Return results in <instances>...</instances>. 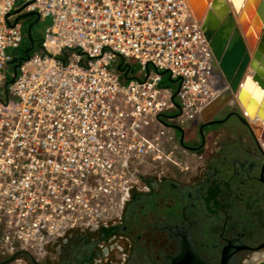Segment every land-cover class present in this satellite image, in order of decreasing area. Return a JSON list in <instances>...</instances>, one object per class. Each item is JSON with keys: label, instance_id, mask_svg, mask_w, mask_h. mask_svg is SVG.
<instances>
[{"label": "built area", "instance_id": "1", "mask_svg": "<svg viewBox=\"0 0 264 264\" xmlns=\"http://www.w3.org/2000/svg\"><path fill=\"white\" fill-rule=\"evenodd\" d=\"M214 66L188 0H0V243L36 254L121 221L154 164L184 170L163 124L185 130L216 99Z\"/></svg>", "mask_w": 264, "mask_h": 264}, {"label": "flooded vegetation", "instance_id": "2", "mask_svg": "<svg viewBox=\"0 0 264 264\" xmlns=\"http://www.w3.org/2000/svg\"><path fill=\"white\" fill-rule=\"evenodd\" d=\"M228 113L224 110L219 119ZM232 122L233 127L219 134ZM188 126L194 128L191 142L198 143L188 147L197 150L204 143V148L198 119ZM211 133L222 135L223 143L214 148L205 171H192L184 182L147 176L143 190L132 191L121 221L68 231L36 254L10 251L0 243V264L13 257L9 264H31L29 257L39 264H173L186 240L208 264H222L225 246L234 253L231 258L226 254L224 264L255 262L264 256V248L258 250L264 244L262 159L234 119ZM243 246L248 250H241Z\"/></svg>", "mask_w": 264, "mask_h": 264}, {"label": "water", "instance_id": "3", "mask_svg": "<svg viewBox=\"0 0 264 264\" xmlns=\"http://www.w3.org/2000/svg\"><path fill=\"white\" fill-rule=\"evenodd\" d=\"M188 2L196 18L201 22V30L211 50L215 61V70L218 72L217 76L220 81L218 96L197 117L200 137L204 142L206 135L212 131L213 127L221 126L234 119L242 128L246 129L253 140L259 157L262 159V171H264V119L254 117L251 120V115H245L246 109L241 106L238 99L241 95V89L247 81L244 75L248 66L255 70L252 76L253 82L264 91V72L261 70L264 68V27L253 57L250 56L264 23V0H244L243 3L240 0H188ZM237 2L243 5L241 12H238L240 9L236 11ZM33 16L36 17L34 22L36 24L38 17L35 14L22 15L16 19L15 23L20 19ZM29 33L30 31H28V40L32 43L33 40ZM11 64H15L13 67V75H15L17 60ZM166 80L171 82L169 79ZM12 82L13 80L10 81V83ZM238 87H240V93H238V97H234ZM224 110L229 113L224 119H219ZM163 125L179 134L180 145L184 149L191 152L195 151L186 146L185 131L181 127L165 123ZM205 129H207L206 133H204ZM203 145L204 143L200 149L203 148ZM263 248L264 244L258 250ZM241 250H248V248L243 246ZM228 252L229 247L225 246L222 250V264L228 258L226 254L231 258L234 253ZM13 259L14 257L6 260L3 264H9ZM259 259L255 262H246V264H264V258L260 257ZM29 261L31 264H39L31 257H29ZM173 264L208 263L195 252L192 245L186 240L185 245H181L179 255L173 259Z\"/></svg>", "mask_w": 264, "mask_h": 264}, {"label": "crops", "instance_id": "4", "mask_svg": "<svg viewBox=\"0 0 264 264\" xmlns=\"http://www.w3.org/2000/svg\"><path fill=\"white\" fill-rule=\"evenodd\" d=\"M234 125H235V123H233V122L227 123L226 126L221 127V130H220L221 132L219 134L224 133L226 129L229 130ZM187 127L190 128L191 126H187ZM192 130H193V128H192ZM221 136L222 135H218V137L217 136L215 137L212 135V133L210 131L206 135L205 147L203 149H200L197 147V150L194 151L195 153H192V156L190 155L189 162L188 163L185 162V165L187 166V168L185 167L184 170H180L176 165L170 163V164H168L170 166V170H168V172L166 173V176L172 180L178 181L177 179L174 178V175L176 173H184L183 176H185L187 178L188 175H190L192 171H194L195 173L205 171V168L207 167V165H209L211 163V157L214 155V152H213L214 148L215 147L219 148L221 146V144L223 143ZM191 137L192 138L190 140L188 139L189 143H187L186 146H191L193 148H196L198 143H194L195 141L191 142V140L194 139L192 134H191ZM196 155H198V156H196ZM195 160H198L199 162L196 161V163H195L194 162ZM160 171H161V169L158 166L155 167V164H154V179H159ZM141 177H142L141 179L143 182L147 178L146 175H143Z\"/></svg>", "mask_w": 264, "mask_h": 264}, {"label": "bare ground", "instance_id": "5", "mask_svg": "<svg viewBox=\"0 0 264 264\" xmlns=\"http://www.w3.org/2000/svg\"><path fill=\"white\" fill-rule=\"evenodd\" d=\"M233 1H235V0H233ZM240 2L243 3L244 0H240ZM240 2L236 3V7H237L236 11H238V9H240L238 12H241L242 6H243ZM263 27H264V23L262 24V29L259 31L260 33L258 34V37L256 38V41H255V44L252 47V51L250 54L251 58L253 57V54L257 48L258 40L262 34ZM258 67L261 69V67L259 65H258ZM261 70H263V72H264V68H262ZM254 72H255V70L252 69L251 66L249 68H247V71L245 72V75H244V78L247 79L246 84L244 86L242 85L243 88L241 89L242 90L241 93H240V89H239L241 86L238 87L237 91L234 93V97H238V93L241 94V95H239L238 99L240 101L241 106L246 109L245 115L246 116L251 115L250 116L251 120H253L254 117L264 119V91H262L258 87V85L253 82L252 76L254 75ZM217 75H218V72H216V76ZM263 127H264V124H263ZM261 258H264V256ZM258 259L256 261H258Z\"/></svg>", "mask_w": 264, "mask_h": 264}, {"label": "rangeland", "instance_id": "6", "mask_svg": "<svg viewBox=\"0 0 264 264\" xmlns=\"http://www.w3.org/2000/svg\"><path fill=\"white\" fill-rule=\"evenodd\" d=\"M34 22H35V19L33 17H27V18H24V19L21 20L20 25L21 26L23 25L24 29L27 30L29 27H31L34 24ZM44 26H45L44 23H39V24L34 25V27L32 28L33 40L37 41V40H39L41 38L43 30H44ZM23 47L26 50L29 49L27 44H26V42H24ZM192 128H193V126H191L190 128L189 127L185 128V132H184L185 141H187L188 139L190 140L192 138L191 134L193 135V131H194V128H193V130H192ZM196 128H198V127L196 126ZM206 130L207 129L204 130V133H206ZM194 143H197V142H194ZM191 156H192V153H191ZM196 156H198V155H196ZM189 160L190 159H187V161H185V162L188 163ZM196 161L199 162L198 160H195L194 162L196 163ZM165 165H166L165 167L168 168L167 170H170V166L168 164H165ZM166 168H164V169H166ZM186 168H187V166H186ZM183 174L184 173H176L174 175V178L177 179L178 181L184 182V181H186L187 178L185 176H183Z\"/></svg>", "mask_w": 264, "mask_h": 264}, {"label": "trees", "instance_id": "7", "mask_svg": "<svg viewBox=\"0 0 264 264\" xmlns=\"http://www.w3.org/2000/svg\"><path fill=\"white\" fill-rule=\"evenodd\" d=\"M144 182H145V183H149L148 178H146V179L144 180ZM134 195H135V194H132V199H133Z\"/></svg>", "mask_w": 264, "mask_h": 264}]
</instances>
